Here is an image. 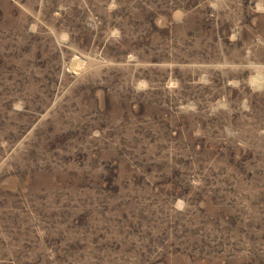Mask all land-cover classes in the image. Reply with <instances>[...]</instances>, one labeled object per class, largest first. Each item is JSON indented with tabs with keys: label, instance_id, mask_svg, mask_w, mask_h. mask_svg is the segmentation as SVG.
<instances>
[{
	"label": "rangeland",
	"instance_id": "374dc122",
	"mask_svg": "<svg viewBox=\"0 0 264 264\" xmlns=\"http://www.w3.org/2000/svg\"><path fill=\"white\" fill-rule=\"evenodd\" d=\"M0 264H264V0H0Z\"/></svg>",
	"mask_w": 264,
	"mask_h": 264
}]
</instances>
